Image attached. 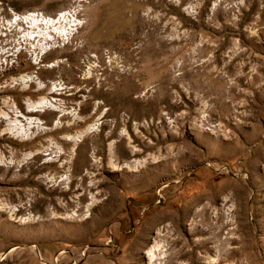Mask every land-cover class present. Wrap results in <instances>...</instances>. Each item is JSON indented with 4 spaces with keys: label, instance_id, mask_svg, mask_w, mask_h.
Returning <instances> with one entry per match:
<instances>
[{
    "label": "rangeland",
    "instance_id": "374dc122",
    "mask_svg": "<svg viewBox=\"0 0 264 264\" xmlns=\"http://www.w3.org/2000/svg\"><path fill=\"white\" fill-rule=\"evenodd\" d=\"M31 13H76L79 30L39 65L11 46L0 58V111L57 86L66 113L30 115L46 132L25 144L0 121L6 162L50 154L0 166V264H148L154 241L163 264H264V0H0V23Z\"/></svg>",
    "mask_w": 264,
    "mask_h": 264
},
{
    "label": "bare ground",
    "instance_id": "6f19581e",
    "mask_svg": "<svg viewBox=\"0 0 264 264\" xmlns=\"http://www.w3.org/2000/svg\"><path fill=\"white\" fill-rule=\"evenodd\" d=\"M68 14L69 13L61 15L60 18H58V20H55V21H51V19L49 21V18L47 19V18H44L42 15L40 16L39 14H34V13H31L28 15L29 17L30 16L33 17L32 21L28 20L29 17H23V18L17 17V15L15 14L16 18L15 20L14 19L13 20L16 22H13L10 24L0 23V58H2L5 55L3 51L5 47L11 46L12 47L11 51L16 53L17 55H22L23 51H27L32 56H35V64L39 65L43 57L47 54L49 50H51L53 45L55 46L57 43L60 44L61 42H65V40L67 41V44H68L69 42L73 41L75 34L78 33L79 24L74 19L76 13L72 15H68ZM25 33L28 36H25ZM2 34L4 36H2ZM33 34H36V36H34ZM20 35H23V36H20ZM16 49H17V52H15ZM98 59L100 60V57H98ZM3 66H4L3 63H0V67H3ZM86 79H89V78L87 77ZM13 83L27 84V86L25 87H28V85L29 86L38 85L37 93L44 89V87L40 85L41 82L38 81V78L33 75H29V76L22 75L14 79ZM59 91H61V89H58L57 86H54L49 89L48 93L44 97H39L36 101H30L29 99L24 101L23 103L24 113L18 111L17 107L13 108L7 100H4L3 103L6 105L8 109L7 113H5L4 111H0V121L2 123L6 122L7 124V128L5 129L4 135H8L9 136L8 138L11 140H15L19 143L25 144V143L33 141L36 138L37 134H40V133L45 134L46 129L43 127L44 125L43 122L42 123L37 122V120L35 118H32L30 115L41 114V113L46 112L47 110L56 112L58 113L59 116H57L56 119L53 121V125H55V123H57V120L66 114L63 111H57L53 108H50V104L54 103L56 99L50 96L58 95ZM1 119H3L4 121H2ZM21 122L24 123L23 127L16 128L15 124L21 123ZM27 130H31V133L29 135L26 134ZM88 131L89 129L85 130L84 132L81 133V135L86 134ZM69 135H63L61 139L63 141V145H69V144L72 145V151H73L79 142V138L69 136ZM132 150H133L132 152L133 155H135L136 152L138 151L136 149H132ZM48 152H49V145L46 146L45 148H42L41 150H36L35 152L25 153L23 154L21 161L17 165L8 163L2 157H0V166H4L10 170L16 167V169L20 171L25 168L24 166L25 161L29 159H38L41 156L50 155L48 154ZM64 155H65L64 149L61 148V158ZM145 161L146 160L135 161L132 164L125 163L124 165H122V168L129 169V171H135L136 168L138 169L139 167L146 164ZM154 163H158V161H154ZM46 164L48 166H51L52 162H49V161L44 162L42 166ZM64 164L65 162H61V169L64 168ZM172 165H173V161H168L167 166H164V170H170ZM58 181L61 182V185H64L63 192L66 193L67 190L70 188L72 179L68 177L66 174L65 175L62 174L61 176H59L58 180L57 179L55 180V182H58ZM83 197H84V194H80V196L77 198L78 201L76 203L78 206L82 203ZM222 201L225 203H228L227 198H224ZM93 203H95V199L91 195L90 202L87 205L83 206V208L85 209L84 217H86L89 214L91 207L94 205ZM77 211L78 210L73 211V215H75V217L78 216L76 214ZM73 215H71L70 217H73ZM25 220L26 219H24V221ZM163 228L160 227L156 230V233H155L156 236L160 237L162 235ZM145 256H146V260L148 261V264H163L162 261L165 258L163 246L159 242L154 241V244L146 251ZM218 259L210 257V259H207L208 261L206 264H218L217 263Z\"/></svg>",
    "mask_w": 264,
    "mask_h": 264
}]
</instances>
